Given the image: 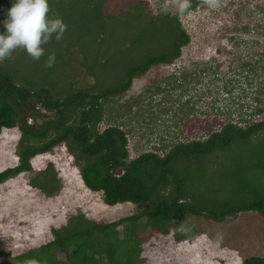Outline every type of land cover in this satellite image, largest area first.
I'll return each mask as SVG.
<instances>
[{"label":"trees","instance_id":"trees-1","mask_svg":"<svg viewBox=\"0 0 264 264\" xmlns=\"http://www.w3.org/2000/svg\"><path fill=\"white\" fill-rule=\"evenodd\" d=\"M168 1L166 11L153 13L145 0H48L49 17L58 13L67 25L63 39L53 37L43 45L45 55L38 61L17 49L12 59L0 63V132H18L17 162L0 171V185L30 173L28 186L54 197L61 185L53 165L33 173L30 160L63 147L83 186L100 193L105 206H138L108 223L70 214L50 229L49 241L6 256L4 264L31 258L39 264H138L145 232L172 234L181 241L192 231L190 217L221 223L254 212L264 220V121H213L202 139L130 160L127 131L110 124L105 106L116 103L152 67L172 65L189 43L179 22L182 14ZM13 2L0 0V21ZM200 3L204 0H190L188 10ZM49 54L55 55V64L46 68ZM77 66L91 84L76 87L79 76L68 69ZM187 79L184 72L167 75L161 86L148 85L137 99L161 94L167 100L168 93L186 90ZM258 93L264 94V88ZM255 101L260 103V96ZM240 264H264V255Z\"/></svg>","mask_w":264,"mask_h":264},{"label":"rangeland","instance_id":"rangeland-1","mask_svg":"<svg viewBox=\"0 0 264 264\" xmlns=\"http://www.w3.org/2000/svg\"><path fill=\"white\" fill-rule=\"evenodd\" d=\"M145 1L153 13L169 7L168 0ZM179 22L190 39L180 57L172 65L152 67L134 79L116 103L105 106L110 124H120L127 131L128 160L155 149L161 154L176 142L202 139L206 127L215 125L213 121H264V94L258 93L264 88V0H219L216 7L200 3L182 14ZM78 67L68 69L79 76L76 87L91 84L92 79ZM180 72L190 76L185 91L168 93L167 100H161V94L137 99L148 85L161 86L165 76ZM257 96L260 103L255 101ZM104 126L99 124L98 129ZM17 137L16 129L0 132V171L16 164ZM30 163L33 173L51 163L61 188L54 197L45 198L28 186L30 173L0 185V264L6 256L49 241L50 229L70 214L82 213L93 222L108 223L138 208L128 203L105 206L100 193L83 186L63 147L35 156ZM187 222L192 231L181 241L172 234L145 232L138 264H240L244 258L264 255V220L254 212L221 223L194 217Z\"/></svg>","mask_w":264,"mask_h":264},{"label":"clouds","instance_id":"clouds-1","mask_svg":"<svg viewBox=\"0 0 264 264\" xmlns=\"http://www.w3.org/2000/svg\"><path fill=\"white\" fill-rule=\"evenodd\" d=\"M171 4L183 14L190 8V0H170ZM210 7L218 6L219 0H204ZM48 0H14L7 10L6 18L0 21L4 31L0 33V63L13 58L17 49H22L33 60H40L45 55L43 45L53 37L60 41L67 30L59 14L49 17ZM55 55L49 54L44 67L55 64ZM24 264H39L35 258Z\"/></svg>","mask_w":264,"mask_h":264}]
</instances>
